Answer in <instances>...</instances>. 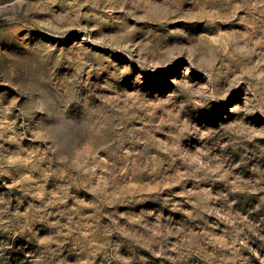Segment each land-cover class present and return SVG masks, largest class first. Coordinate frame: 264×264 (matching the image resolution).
I'll return each instance as SVG.
<instances>
[{
  "label": "rangeland",
  "instance_id": "rangeland-1",
  "mask_svg": "<svg viewBox=\"0 0 264 264\" xmlns=\"http://www.w3.org/2000/svg\"><path fill=\"white\" fill-rule=\"evenodd\" d=\"M0 264H264V0H0Z\"/></svg>",
  "mask_w": 264,
  "mask_h": 264
}]
</instances>
